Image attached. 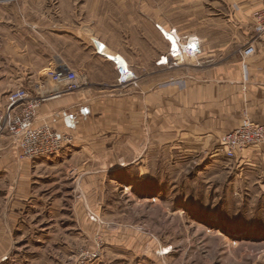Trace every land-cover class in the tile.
Returning <instances> with one entry per match:
<instances>
[{"label":"rangeland","instance_id":"obj_1","mask_svg":"<svg viewBox=\"0 0 264 264\" xmlns=\"http://www.w3.org/2000/svg\"><path fill=\"white\" fill-rule=\"evenodd\" d=\"M261 9L262 0H0V36L12 35L41 57L46 51L31 41L33 22L40 19L57 32L72 29L71 61L77 66L91 62L107 75V65L93 55L94 39L125 46L130 32L142 34L147 24L163 31V24L179 29L180 43L194 37L200 46L194 32L223 30L239 23L234 13L241 12L252 32L238 50L244 61ZM81 24L87 38L80 39ZM243 37L233 29L234 41L244 42ZM152 42L158 50L154 29ZM170 52L158 60L169 70L196 56ZM50 68L55 67L42 68L41 84L53 83L45 75ZM31 83L19 87L34 92ZM6 150L10 157L0 175V234L6 236L0 240V264H264V173L245 170L234 159L179 151L172 144L153 148L149 159L130 166H124L127 161L87 164L74 151L75 157L53 163L23 158L15 147ZM119 167L116 174L90 175Z\"/></svg>","mask_w":264,"mask_h":264},{"label":"crops","instance_id":"obj_2","mask_svg":"<svg viewBox=\"0 0 264 264\" xmlns=\"http://www.w3.org/2000/svg\"><path fill=\"white\" fill-rule=\"evenodd\" d=\"M230 14V21L234 22L233 11ZM234 17L239 23L223 30L211 27V32H194L201 50L189 58L191 62L176 70L158 64L160 57L170 48V41L163 31L175 27L161 24L162 31L151 24L144 25L142 34L130 32L127 44L120 47L101 37L94 39L93 55L99 64L107 65V75L91 62L77 66L71 61L68 42L70 45L72 29L57 32L37 19L31 24L35 32L31 41L43 46L46 52L41 57L29 53V47L14 40L12 35L0 36V105L5 102L9 90L30 82H33L29 86L34 92L48 93L60 89L59 84H41L42 68L76 67L85 70L88 84L80 90L63 91L60 96L49 99L42 104L37 115L38 124L49 123L55 130L71 135L72 144L57 155L36 160L55 163L67 160L71 155L75 157L74 151L87 164L91 161L107 164L127 161L124 166H130L143 158L149 159L153 148L165 150L169 144L179 151L188 148L197 154L212 153L244 111L253 120L264 123V47L243 61L238 50L252 32L243 13L236 12ZM153 29L161 42L158 50L153 48ZM233 29L243 33L244 42L233 40ZM86 30L82 24L77 28L80 39L87 38ZM178 32L177 28V37ZM96 41L106 47L99 46ZM58 43L62 48L56 47ZM106 51L121 56L137 76V84L118 82V63L106 55ZM184 53L187 55L186 51ZM171 77L176 80L169 82ZM147 137L149 139L145 141ZM120 146H125V150L119 151ZM9 147L14 148L11 140L0 138L3 154L0 175L6 172L4 166L10 157L6 155V149ZM217 156L210 154V157ZM234 160L245 170L251 167L260 174L264 173V146L240 152ZM119 169H95L90 175L104 171L116 174ZM22 185L27 182L23 181ZM5 237L4 233L0 234V240Z\"/></svg>","mask_w":264,"mask_h":264},{"label":"built area","instance_id":"obj_3","mask_svg":"<svg viewBox=\"0 0 264 264\" xmlns=\"http://www.w3.org/2000/svg\"><path fill=\"white\" fill-rule=\"evenodd\" d=\"M255 16L256 35L245 47L242 53L244 58L256 55L259 48L264 47V0L262 9L257 11ZM186 44L188 55L195 56L200 51L198 42L195 48ZM116 67L120 83H127L136 78L129 65L120 67L117 64ZM45 75L62 87L50 93H36L26 87H18L9 91L5 104L0 105V138L8 137L23 158L38 159L57 155L64 148L71 146L73 141L71 135L55 130L49 123L38 124V110L45 101L60 96L63 91L83 88L88 84V76L69 66L50 68ZM261 146H264V123L253 120L244 111L240 119L223 135L221 143L211 156L219 155L232 160L237 158L240 152Z\"/></svg>","mask_w":264,"mask_h":264},{"label":"bare ground","instance_id":"obj_4","mask_svg":"<svg viewBox=\"0 0 264 264\" xmlns=\"http://www.w3.org/2000/svg\"><path fill=\"white\" fill-rule=\"evenodd\" d=\"M164 34L167 36V38L170 41L169 44H170V51H171V53H173L175 57L183 58L185 56L184 51L188 52L187 51V47H188L187 44L184 45V44L180 43L175 32L172 33V31L168 30V31H165ZM187 43L189 45H191L192 47H194V48L196 47V40L195 39H192V41L187 42ZM106 55L112 56L113 59L116 60V62L118 63V65L120 67H127L126 66V62H124V60L121 58V56L119 57L117 54H113V53H110L108 51H106ZM163 60L167 61L168 60V57L165 56L163 58ZM164 249H166V248H164Z\"/></svg>","mask_w":264,"mask_h":264}]
</instances>
